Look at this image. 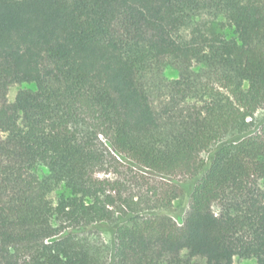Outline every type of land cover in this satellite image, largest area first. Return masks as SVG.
<instances>
[{"label": "trees", "instance_id": "16d2710c", "mask_svg": "<svg viewBox=\"0 0 264 264\" xmlns=\"http://www.w3.org/2000/svg\"><path fill=\"white\" fill-rule=\"evenodd\" d=\"M263 107L264 0H0V264H264Z\"/></svg>", "mask_w": 264, "mask_h": 264}, {"label": "rangeland", "instance_id": "374dc122", "mask_svg": "<svg viewBox=\"0 0 264 264\" xmlns=\"http://www.w3.org/2000/svg\"><path fill=\"white\" fill-rule=\"evenodd\" d=\"M20 90V87H16L10 91L9 98L11 101L14 100L16 94ZM256 128L254 129V133H259L262 130V127L264 126V107L260 109L256 115L254 116L253 119ZM201 160L203 163L208 162V154L207 153H202L200 156ZM137 170V169H136ZM140 172L144 173L146 177L149 175V172L145 170H141ZM114 174L112 172H102L99 175V178H113ZM262 189L264 190V183L260 184ZM183 209H187V200L184 197L180 198L175 202L174 205V215H175V220L178 223H181L184 215H183ZM101 230L102 236L104 240L106 241L107 245L109 248L113 247L114 241H115V234H114V229L109 225L105 224L103 225ZM200 264H205V260L200 259L199 260ZM234 264H257L255 260H247L241 257H235L234 258Z\"/></svg>", "mask_w": 264, "mask_h": 264}]
</instances>
